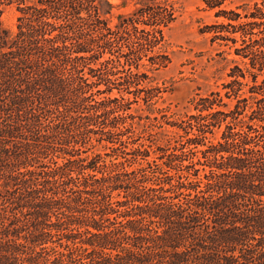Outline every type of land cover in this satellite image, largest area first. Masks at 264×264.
Wrapping results in <instances>:
<instances>
[{
  "label": "trees",
  "instance_id": "16d2710c",
  "mask_svg": "<svg viewBox=\"0 0 264 264\" xmlns=\"http://www.w3.org/2000/svg\"><path fill=\"white\" fill-rule=\"evenodd\" d=\"M226 1L203 0L224 18L208 28L246 66L232 59L223 91L194 99L185 140L151 150L123 93L153 96L141 67L170 62L174 0H138L114 25L111 0H0V15L20 13L14 35L0 21L2 205L15 210L0 213V264H264V0Z\"/></svg>",
  "mask_w": 264,
  "mask_h": 264
},
{
  "label": "rangeland",
  "instance_id": "374dc122",
  "mask_svg": "<svg viewBox=\"0 0 264 264\" xmlns=\"http://www.w3.org/2000/svg\"><path fill=\"white\" fill-rule=\"evenodd\" d=\"M111 1L116 5L109 15L111 25L117 22L118 14L130 13L139 6L136 4L138 0H128L125 7L120 5L123 0ZM255 1L260 0H227L223 8L237 9L243 4H253ZM173 4L177 17L164 28L166 43L163 51L169 55L170 62L158 69L141 67V70L150 76L147 86L153 96L146 102L143 98L145 93H142L137 101H134L133 94L123 93L126 99L132 101L128 113L134 115L135 131L140 134V141L145 146H150L151 150H155L157 146L177 145V141L185 140V137H182L185 133L178 128L177 123L196 113L194 99L214 90H222V83L229 79L228 72L233 66L232 59L239 60L242 67L246 66L234 54L231 42L212 39L213 32L209 31L208 27L224 20L216 16L217 9L207 8L203 0H174ZM1 9V25L14 35L17 31V18L20 15L17 3L4 4ZM239 11L243 10L239 8ZM143 62L148 63L146 59ZM104 87V84L99 86L101 89ZM119 95L116 90L112 93V96ZM101 96L103 95L98 97ZM2 127L0 123V130ZM220 134L221 130L218 129L214 137L208 135L210 139L216 141ZM104 145L105 142L97 144L83 153V156L92 155L93 152H110ZM152 156H155L153 151ZM55 158L59 163L63 160L61 157ZM110 159L112 157L106 156L107 162ZM46 161L48 162V159ZM140 161L143 165L146 164L144 160ZM138 166L139 163H135L129 169ZM6 182V177L0 175V213L12 218L15 211L12 209L13 206L8 203L2 205V197L7 195V190H14V187L11 184L8 186ZM1 222L0 220V224ZM5 222L8 225L9 220L6 219Z\"/></svg>",
  "mask_w": 264,
  "mask_h": 264
}]
</instances>
